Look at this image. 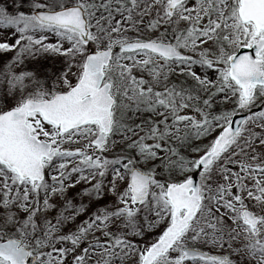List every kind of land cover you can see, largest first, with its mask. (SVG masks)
Listing matches in <instances>:
<instances>
[{"label":"snow or ice","instance_id":"obj_1","mask_svg":"<svg viewBox=\"0 0 264 264\" xmlns=\"http://www.w3.org/2000/svg\"><path fill=\"white\" fill-rule=\"evenodd\" d=\"M0 29V264H264V0H12Z\"/></svg>","mask_w":264,"mask_h":264},{"label":"rangeland","instance_id":"obj_2","mask_svg":"<svg viewBox=\"0 0 264 264\" xmlns=\"http://www.w3.org/2000/svg\"><path fill=\"white\" fill-rule=\"evenodd\" d=\"M0 3H4V4H9L10 5L12 3V0H0ZM21 4H22V10H27V0H21ZM10 10H11V8H10ZM0 33H3L2 29H0Z\"/></svg>","mask_w":264,"mask_h":264}]
</instances>
